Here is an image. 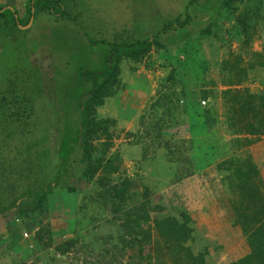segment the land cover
Returning <instances> with one entry per match:
<instances>
[{
    "label": "rangeland",
    "instance_id": "obj_1",
    "mask_svg": "<svg viewBox=\"0 0 264 264\" xmlns=\"http://www.w3.org/2000/svg\"><path fill=\"white\" fill-rule=\"evenodd\" d=\"M221 1L63 0L60 7L53 5V14L40 13L36 18V22L48 29L49 38L46 32L40 35L38 29L28 33L18 31L11 18L14 14L5 9L1 11L0 87L22 86L27 88L23 91L27 94L33 86L39 88L41 72L28 60L27 52L40 40L52 46L50 67L44 72L49 77L55 75L57 96L52 89L46 92L47 97L32 98L36 104L35 123L48 130V145L40 151L48 148L45 152L51 167L58 164L54 97L65 94L69 102L75 98L77 90L69 82L75 83L78 78H73L70 62L78 51L84 50L94 62L98 56L94 52L98 50L95 43L102 50L119 47L151 37L164 25L176 24L178 20L184 22L190 17L192 21L201 11L211 17L213 25L208 35L173 38L176 42L169 39L165 42L164 34L161 42L165 49L153 47L134 64L127 60L122 62L115 97L106 100L95 112L96 118L107 121L108 134L93 141V156H96V146L110 144L103 159L106 161L116 153L112 165L118 166L117 170L106 167L87 181L81 174L82 167L70 166L65 180L76 189V194L68 196L67 201L59 195L45 200L37 211L28 215L14 209L0 216V264H190L191 260L185 257L180 246L177 248L174 239L165 245V239L159 236L153 224L154 220L179 218L181 208L189 214L193 232L192 239L178 245L194 255L202 254L205 264H231L228 259L235 261L242 254L232 238L235 235L226 236L234 229L224 226V232L213 237L215 227L210 228V219L202 212V205L195 204L200 194L197 188L206 191L211 182L218 179L217 169L224 173L218 165L234 170L243 167L248 175L256 173L254 163L243 154L251 152L249 147L255 144L258 130L262 129L258 124L262 117L260 100L253 97L261 83L244 81L240 60L236 58L231 63L232 60L226 58H232L228 48L238 44L241 28L232 29L233 20L224 13L217 16L221 13L220 6H215ZM27 7L29 5L23 6L25 10ZM36 12L35 15L40 10ZM25 24V20L21 22ZM197 27L195 24L192 34H197ZM79 59L80 56L77 61ZM185 92L192 94L190 101L194 109L208 114L207 118H194L183 108V102L176 104L179 98L183 100ZM68 114L61 111L59 118L65 123ZM237 156L243 162L234 161ZM122 181H128L129 185L123 209L117 212L103 188ZM199 183L200 187H194ZM6 187L7 191H13V186ZM244 190L255 205L252 211L244 206L235 223V228L242 232L241 241L248 237L247 245L252 254L242 264H261L264 263V222H259L264 218L259 209L263 210L264 206L256 202L251 189ZM3 192L5 189L0 192V198H7ZM22 192L19 185L18 194ZM202 198L206 206L209 196L203 194ZM146 202L151 206L148 208L150 218L141 221L140 227L144 231L149 228L150 235L139 253L138 241L146 239L131 233L129 237L128 233H123L122 226L126 213L133 208L141 212ZM133 228L139 230L135 223ZM24 233L28 238H24ZM220 238L225 241L215 240ZM174 244L176 248H172Z\"/></svg>",
    "mask_w": 264,
    "mask_h": 264
},
{
    "label": "trees",
    "instance_id": "obj_2",
    "mask_svg": "<svg viewBox=\"0 0 264 264\" xmlns=\"http://www.w3.org/2000/svg\"><path fill=\"white\" fill-rule=\"evenodd\" d=\"M62 1L27 0L29 7H27L25 25L28 24L31 18L33 7L36 10L39 9L41 13L53 14V5L58 4L60 7ZM192 18L194 21H190V17H187L184 22L178 20L176 24L164 25L151 37L136 39L119 47H111L108 50H102V47L98 43H95L94 45H97L100 49L97 47L98 50H94V52L98 53L97 59L94 62L90 60L89 56L85 55L86 52L84 50L78 51V54L70 62V66L74 70L73 78H78L75 83L69 82L73 83V87L77 90V94L75 98L70 100L71 102L65 98V94L56 98L55 75L50 79L54 95L56 94L54 98L56 99L55 106L57 109L58 164L54 167H51L49 155L46 154L48 148L40 151V149L42 150L48 145V130L46 127L44 129L39 128L35 123L37 118L35 117L32 98H34L33 92L35 90L37 92L38 90L37 87L33 86L31 93L28 94L27 92H23L27 88L24 89L22 86L13 88L11 82L9 83L11 85L5 84V86L0 87V192L2 189H5L3 194H7L8 196L7 198H0L1 216L14 209H17L19 214L28 215L31 211H37L45 200L49 198L55 199L59 195L64 198L62 199L64 202L67 201L68 196L76 194V189L69 186L65 180L70 166L82 167L81 174L87 181L92 180L99 170L106 167H112V170H117L118 166L112 165V161L117 158L116 153H113L106 161L103 159L105 157L104 154L109 151L110 144L104 143L102 145L103 143H101L96 146V156H93V141L100 139L102 135L106 136L108 134L107 121L95 117L96 109L103 107L109 98L115 97L116 88L120 84L119 75L123 61L127 60L134 64L144 58L153 47L165 49L166 46L164 47V44L161 42L164 34L165 42L168 39L170 42H176L175 40L181 36L190 38L195 35L201 36L210 33L213 22L207 13L201 12ZM195 24L198 25V32L197 34H192ZM78 47L84 49V46L78 45ZM78 56H80V59L77 61ZM191 95L185 92L183 100L179 98L176 104L183 102V108L194 118H207L208 114L194 109L193 103L190 101ZM260 105L264 107V99L259 104V107ZM59 111L69 113L65 116L67 119L65 123L62 118H59ZM167 112H170V109ZM108 138L110 139V137ZM14 140L17 142H14ZM205 155L208 156L206 153ZM199 166L200 164L198 165V169L201 170ZM220 166L218 165L217 167L222 168ZM235 170L239 173L242 172L239 168H235ZM235 175L244 185L243 188L247 190L250 188L252 190L256 189L254 186H250V188L247 186L250 179L248 174H241L240 177L237 174ZM99 184L101 183L99 182ZM6 185L13 186V191H7ZM19 185L23 188L21 195L18 194ZM128 185V181H122L119 185H108L106 189L103 188V191L106 192V195L109 197L108 199L111 201L113 209L117 210V212H121L122 205L126 202L125 193ZM106 195H103L105 199L107 198ZM60 205L62 204L60 203ZM150 207L149 202L143 205L141 212L144 215H141V212L136 208L130 209L126 213V218L123 222V233H128L129 237L131 233L146 239L150 235L149 228L144 231L140 227V222H146L150 218V215H148V208ZM156 210H159V208H156ZM181 211L179 216L181 219L169 217L163 220H154V229L161 238L165 239V245L170 239H174L177 248L180 246L185 252V257L191 260L190 264H205L202 254L194 255L189 249L178 245L192 239L193 232L189 226L191 223L189 214L183 208H181ZM134 223L138 225L139 230L134 231ZM123 233L121 241L124 239ZM132 241L136 242L135 240ZM146 242L147 239L146 241H138L136 249L139 253L142 252V243ZM124 243L126 246V241ZM68 244L70 246V243ZM174 247L175 244L172 248ZM243 261H240V263L242 264Z\"/></svg>",
    "mask_w": 264,
    "mask_h": 264
},
{
    "label": "crops",
    "instance_id": "obj_3",
    "mask_svg": "<svg viewBox=\"0 0 264 264\" xmlns=\"http://www.w3.org/2000/svg\"><path fill=\"white\" fill-rule=\"evenodd\" d=\"M24 4L27 5V0H0V14H2L1 11L4 9L9 10L14 14V16H12V21L14 27H16L18 31L20 30L28 33V31L30 32L31 30L36 32V29H38L40 31V35H43L46 32V35H48L49 38V31L46 26L41 24L39 21L36 22V18L41 16V12L35 15L37 12L34 7L32 8V15L28 24L21 25V22L26 19L27 15V10L23 8V6H25ZM210 4L212 5V3ZM217 6H220L219 11L221 12L220 14L218 13L217 16H223L221 14L224 13L227 16L226 18L233 20L232 22L234 23V27L232 29L238 27L241 28V36L237 39L238 44H232L233 46L228 48L229 53L232 54V58H229L228 56L226 58L230 61L232 60L231 63L234 62L233 60L236 58L240 60L242 79L244 81L261 83V87L258 86V90L253 93V97H257L261 103L264 99V0H222L221 4H218L215 7ZM213 7L214 6H212V8ZM203 8L206 7L203 6ZM3 24L6 25L7 22H3ZM260 27H262L263 30ZM1 28L2 26L0 24V29ZM239 33V31H236L237 35H239ZM49 43L50 42H42V40H40L35 47L31 48L30 51L27 52L29 57L28 60L33 66L39 67V72H41L40 87L38 88L36 86L39 90H37V92L36 90H33V97L36 99H40L42 96L47 97L49 94L45 95L46 92L52 90V83L50 80L52 77H49L47 73L44 72L45 69L46 71L49 69V63H51L49 58L51 57L52 46ZM1 49L2 48H0V52ZM251 88H253V86ZM35 106L36 104L34 102V108ZM259 110L262 112V117L259 119L260 121L258 124L262 129H257L259 136L257 137L255 144L249 147L251 152L243 155H245L244 157H248L250 162L254 163V167L256 169V173H249L250 179L248 180L249 184L247 183V186L249 188L250 186H254L256 188L253 190L251 188L250 189L254 192L256 202L259 205L264 206V107L260 105ZM237 158L238 159L234 161L243 162V159L240 156H237ZM221 169L224 170V173H220V171L217 170L216 176H219L218 179L211 182L206 191L197 188V191L200 194H198L199 201L195 204L202 205V212L208 215L207 217L210 219V228L212 226L215 227L213 229V237L224 232L222 231L224 226L225 228H229V230L234 229V232L231 234L227 233L226 236L235 235L234 237L237 239L234 237L232 238L239 245L238 251L242 252V254L239 255L235 261H230L231 259H228L231 264H235L238 261H245L252 255L251 249L249 248V245H247L248 237H244V240L242 239L241 241L242 232L241 230L235 228V223L239 221L240 213L243 212V207L248 206V208L252 211L255 201L251 200V197L245 192L244 188H242L244 185L235 175L237 174L240 177L241 174H246L243 167L241 169V173L234 170V168ZM209 175H211V173H209ZM196 186L200 187V183L199 185H194V187ZM203 194H207L209 196V203L207 204L209 207L204 205V200L202 198ZM259 211L263 212L264 218V208L263 210L259 209ZM243 218L244 215L242 216V219ZM263 222L264 220L259 223L262 224ZM199 226H201L200 223ZM215 240L217 242H224L225 238ZM229 255L231 256V252Z\"/></svg>",
    "mask_w": 264,
    "mask_h": 264
},
{
    "label": "built area",
    "instance_id": "obj_4",
    "mask_svg": "<svg viewBox=\"0 0 264 264\" xmlns=\"http://www.w3.org/2000/svg\"><path fill=\"white\" fill-rule=\"evenodd\" d=\"M23 236H24V238H28V235H27L26 233H24V235H23Z\"/></svg>",
    "mask_w": 264,
    "mask_h": 264
}]
</instances>
